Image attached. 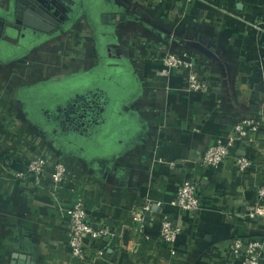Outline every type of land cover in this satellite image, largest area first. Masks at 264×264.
Here are the masks:
<instances>
[{
  "label": "crops",
  "instance_id": "crops-1",
  "mask_svg": "<svg viewBox=\"0 0 264 264\" xmlns=\"http://www.w3.org/2000/svg\"><path fill=\"white\" fill-rule=\"evenodd\" d=\"M68 4L47 33L18 22L30 4L0 0V264H231L230 238L264 234L252 215L264 173L236 163L244 154L262 164L264 127L255 146L237 142L214 166L199 160L240 115L264 112V0ZM142 41L147 57L137 59ZM167 51L187 54L210 92L168 75L157 58ZM38 149L78 179L54 194L50 172L40 186L15 177ZM187 177L198 183L196 212L171 203ZM76 197L107 229L86 238L84 260L73 256L66 214ZM147 201L161 205L135 221L132 207ZM164 217L182 226L173 246L161 238Z\"/></svg>",
  "mask_w": 264,
  "mask_h": 264
},
{
  "label": "built area",
  "instance_id": "built-area-1",
  "mask_svg": "<svg viewBox=\"0 0 264 264\" xmlns=\"http://www.w3.org/2000/svg\"><path fill=\"white\" fill-rule=\"evenodd\" d=\"M147 44L148 42L146 43V41L134 44L133 47L137 49V59L147 57L139 49V45L147 46ZM157 58L162 61L164 71L168 75L174 70L181 71L185 76L189 89L204 94L210 92V78L199 74L193 61L187 54L179 55L173 51H167L162 55H158ZM263 127L264 112L240 115V120L234 125L231 133L225 140H217L210 145L201 156L200 163L204 166H214L221 163L229 156L232 147L237 142L242 146H255ZM236 163L241 173H246L256 168H260L264 173V161L262 164H259L254 159L240 154L236 157ZM25 165V170L16 172L15 177L26 180L33 185L40 186L41 181L50 172V178L54 182V186H50V189L54 194L62 188L65 181L78 179V175L72 166L55 157L49 156L43 149L32 151ZM50 168L51 170L49 171ZM256 194L257 199L252 209V215L264 220V187L261 186L258 188ZM171 203L182 210L190 212L200 210L202 200L199 195L197 181L193 177L185 178L180 184ZM160 205V202L147 201V203L142 205L133 206L131 213L135 221L142 222L145 214L154 211ZM66 214L68 216L69 234L71 236L70 245L73 256L79 260H84L87 257L86 238L101 237L106 234L107 229L94 228L89 223L88 209L85 201L80 197L75 198L74 203L67 210ZM181 229L182 226L180 223L173 222L168 217H164L161 225V238L173 246ZM223 252L228 253L231 264H264V234L257 237L236 235L230 238L228 243L223 246ZM136 264L153 263L150 261H141Z\"/></svg>",
  "mask_w": 264,
  "mask_h": 264
},
{
  "label": "water",
  "instance_id": "water-1",
  "mask_svg": "<svg viewBox=\"0 0 264 264\" xmlns=\"http://www.w3.org/2000/svg\"><path fill=\"white\" fill-rule=\"evenodd\" d=\"M24 2L30 4V8L27 10L26 15L23 14V10H19V13L17 14L19 23H23L30 28L47 33L52 32L61 26L59 18L51 13V10L44 5L43 0H24ZM23 7L25 8V6ZM104 20L106 22H116V17L113 16L109 19L108 15H104ZM89 110H93L90 105H87L82 109L84 119H89L91 116H89Z\"/></svg>",
  "mask_w": 264,
  "mask_h": 264
},
{
  "label": "flooded vegetation",
  "instance_id": "flooded-vegetation-1",
  "mask_svg": "<svg viewBox=\"0 0 264 264\" xmlns=\"http://www.w3.org/2000/svg\"><path fill=\"white\" fill-rule=\"evenodd\" d=\"M43 2H44V0H43ZM69 2H70V0H45L44 5L49 10H51V13L54 14L55 16H57L60 21H64V19H66L65 16H68V11H67L66 7L69 6V4H68ZM18 12H16V14H18ZM26 13H27V11L23 12L24 15H26Z\"/></svg>",
  "mask_w": 264,
  "mask_h": 264
},
{
  "label": "rangeland",
  "instance_id": "rangeland-1",
  "mask_svg": "<svg viewBox=\"0 0 264 264\" xmlns=\"http://www.w3.org/2000/svg\"><path fill=\"white\" fill-rule=\"evenodd\" d=\"M71 18L68 19V22ZM138 48V47H137ZM135 52H137V49H135ZM29 99L32 101L34 99V96L30 95Z\"/></svg>",
  "mask_w": 264,
  "mask_h": 264
},
{
  "label": "trees",
  "instance_id": "trees-1",
  "mask_svg": "<svg viewBox=\"0 0 264 264\" xmlns=\"http://www.w3.org/2000/svg\"><path fill=\"white\" fill-rule=\"evenodd\" d=\"M88 111V110H87ZM93 110H89V116L92 115V112ZM91 113V114H90ZM258 112H252V114H257Z\"/></svg>",
  "mask_w": 264,
  "mask_h": 264
}]
</instances>
